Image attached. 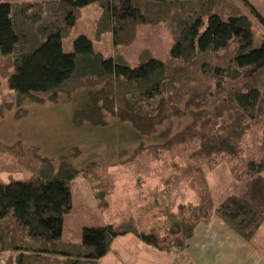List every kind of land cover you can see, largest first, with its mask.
Instances as JSON below:
<instances>
[{
	"label": "trees",
	"instance_id": "trees-1",
	"mask_svg": "<svg viewBox=\"0 0 264 264\" xmlns=\"http://www.w3.org/2000/svg\"><path fill=\"white\" fill-rule=\"evenodd\" d=\"M94 1L0 0V47L15 56L16 68L8 77L15 99L0 104V115L17 106L16 117L24 118L26 103H57L89 88L90 104L75 114L77 125L104 127L107 111L132 127L137 141L158 134L175 176L188 182L191 176L200 201L160 209L156 191L146 207L156 210L152 220L130 210L118 223L85 227L81 242H68L63 222L73 208L71 183L82 170L67 162L56 169L33 147L32 177L0 182V256L7 254L6 264H95L127 234L178 252L214 219L253 241L264 223V16L249 0H97L96 38L112 33L114 54L96 52L85 35L65 53L63 40ZM158 23L173 38L169 57L162 61L146 49L132 66L119 47L135 41L139 26ZM183 118L189 122L172 134L169 126ZM220 162L246 189L216 204L203 166ZM94 166L84 175L107 210L102 200L114 183Z\"/></svg>",
	"mask_w": 264,
	"mask_h": 264
},
{
	"label": "rangeland",
	"instance_id": "rangeland-1",
	"mask_svg": "<svg viewBox=\"0 0 264 264\" xmlns=\"http://www.w3.org/2000/svg\"><path fill=\"white\" fill-rule=\"evenodd\" d=\"M235 1L241 5L240 1ZM249 1L264 16V0ZM101 11L97 0L83 7L77 26L63 40L65 53L74 50V40L78 36L85 35L94 42L96 52L112 57L115 49L113 34H103L100 40L96 38ZM138 28L135 41L119 47L129 63L136 66L139 56L146 49L151 50L155 58L166 60L173 38L164 24H145ZM14 61L15 56L4 55L0 47V104L12 103L16 96L8 79L16 70ZM89 92V88H81L73 95H61L57 103H26L20 108L27 110L24 118L16 117V111H19L17 106L6 109L0 115V182L25 181L32 177L27 161L30 159L29 149L33 147H38V154L49 158L56 169L62 162H67L82 170L83 173L71 183L70 202L73 208L65 215L63 222L62 237L73 243L81 242L85 227L116 224L130 210L138 212L143 222L152 220L156 210L146 207L156 191L160 209L170 206L172 202L173 205L176 202L197 204L200 199L196 187L190 183L193 178L190 176L188 182L175 176L171 156L163 148L164 138L161 140L158 134L144 136L137 141L133 138V128L107 111L104 112L107 121L104 127L92 126L89 122L77 125L74 116L80 109L89 106ZM188 122L183 118L172 123L169 126L172 134L182 130ZM91 163H95L96 170L108 175L114 183L108 187L110 193H106L102 200L105 204L109 202L107 210L99 206L92 184L84 175V170ZM146 166H150V169L146 170ZM203 173L216 204L229 194L242 195L246 189L244 180L240 182L234 177L227 162H220L216 168L205 164ZM168 202L169 205H166ZM214 224L217 225L211 228L200 224L189 247L178 252L154 248L133 234L120 235L112 242L109 253L95 264H264V223L251 242L242 240L225 224ZM6 257L7 254L0 256V264H6Z\"/></svg>",
	"mask_w": 264,
	"mask_h": 264
},
{
	"label": "crops",
	"instance_id": "crops-1",
	"mask_svg": "<svg viewBox=\"0 0 264 264\" xmlns=\"http://www.w3.org/2000/svg\"><path fill=\"white\" fill-rule=\"evenodd\" d=\"M257 10H258V9H257ZM216 221H217V222H216ZM213 222H214V223H219L221 226L224 225V223H223V222H220L219 219H214ZM213 222H211V224L208 225L206 228H211L213 225H217V224H214ZM262 226H263V225H262ZM260 228H261V227H260Z\"/></svg>",
	"mask_w": 264,
	"mask_h": 264
},
{
	"label": "built area",
	"instance_id": "built-area-1",
	"mask_svg": "<svg viewBox=\"0 0 264 264\" xmlns=\"http://www.w3.org/2000/svg\"><path fill=\"white\" fill-rule=\"evenodd\" d=\"M180 264H189V263H187V262H182V263H180Z\"/></svg>",
	"mask_w": 264,
	"mask_h": 264
}]
</instances>
